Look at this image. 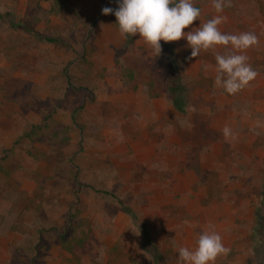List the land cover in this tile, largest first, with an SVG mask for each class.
Segmentation results:
<instances>
[{
  "label": "rangeland",
  "instance_id": "rangeland-1",
  "mask_svg": "<svg viewBox=\"0 0 264 264\" xmlns=\"http://www.w3.org/2000/svg\"><path fill=\"white\" fill-rule=\"evenodd\" d=\"M193 4L185 31L217 15ZM231 4L220 30L260 41L235 95L214 85L232 49L153 57L102 14L118 0H0V264H180L211 230L230 249L215 264L264 260V0Z\"/></svg>",
  "mask_w": 264,
  "mask_h": 264
},
{
  "label": "clouds",
  "instance_id": "clouds-1",
  "mask_svg": "<svg viewBox=\"0 0 264 264\" xmlns=\"http://www.w3.org/2000/svg\"><path fill=\"white\" fill-rule=\"evenodd\" d=\"M231 0H212V7L217 13L199 27L185 31L194 21L199 20L201 10L194 6L193 0H118V8L102 9L103 15L114 14L118 30L122 37L139 35L148 45L153 57L162 52L161 41L176 42L183 39L191 49L189 60L217 46L233 51L215 55L216 88L223 89L229 95H235L253 81L258 73L248 62L247 50L258 46L259 37L254 32L227 34L220 30V25L227 22L221 15L226 7H231ZM222 134L227 138L231 129L225 126ZM139 235V231L135 233ZM230 249L225 247L222 236L214 231L198 234L194 249L180 247V264H215L221 255H227Z\"/></svg>",
  "mask_w": 264,
  "mask_h": 264
},
{
  "label": "trees",
  "instance_id": "trees-1",
  "mask_svg": "<svg viewBox=\"0 0 264 264\" xmlns=\"http://www.w3.org/2000/svg\"><path fill=\"white\" fill-rule=\"evenodd\" d=\"M104 194H108V192L102 191ZM125 211L126 208H124ZM255 231L258 234V246L264 249V191L260 196L259 204L255 211ZM257 251V249H256ZM261 252H256V257L258 258L257 264H264V260L260 258Z\"/></svg>",
  "mask_w": 264,
  "mask_h": 264
}]
</instances>
